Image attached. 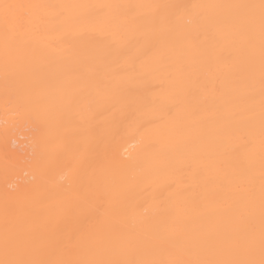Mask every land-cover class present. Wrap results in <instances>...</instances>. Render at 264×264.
I'll return each instance as SVG.
<instances>
[{
	"label": "bare ground",
	"instance_id": "obj_1",
	"mask_svg": "<svg viewBox=\"0 0 264 264\" xmlns=\"http://www.w3.org/2000/svg\"><path fill=\"white\" fill-rule=\"evenodd\" d=\"M0 264H264V0H0Z\"/></svg>",
	"mask_w": 264,
	"mask_h": 264
}]
</instances>
